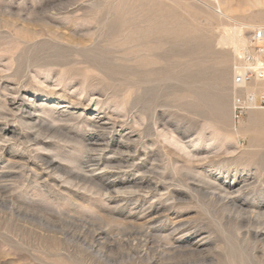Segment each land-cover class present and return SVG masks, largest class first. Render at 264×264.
<instances>
[{
  "label": "rangeland",
  "instance_id": "374dc122",
  "mask_svg": "<svg viewBox=\"0 0 264 264\" xmlns=\"http://www.w3.org/2000/svg\"><path fill=\"white\" fill-rule=\"evenodd\" d=\"M260 26L264 0H0V264H264V110L232 109L264 82L218 43Z\"/></svg>",
  "mask_w": 264,
  "mask_h": 264
},
{
  "label": "bare ground",
  "instance_id": "6f19581e",
  "mask_svg": "<svg viewBox=\"0 0 264 264\" xmlns=\"http://www.w3.org/2000/svg\"><path fill=\"white\" fill-rule=\"evenodd\" d=\"M218 43L220 45H230L234 51L239 52V56H241V54L243 53V49L242 51L241 48L242 46L245 44V39L242 35V29L241 28H236L234 30H231L230 32L225 33L224 36H222L219 40ZM243 65L240 64V68L238 69V73L243 71ZM250 85V84H249ZM245 88L247 87V85L242 86L241 88ZM247 96H251L252 97V103L250 105V109L255 107V94L253 93H248L246 94ZM11 105L14 106L16 109V112L13 114L14 115H18L20 121L22 122V124L25 125H29V124H43V122L39 121L40 119L37 117H35V112L36 110L31 109V106H24V104L22 103H18L15 102V100L10 101ZM11 111V110H10ZM256 111V109H255ZM41 113V112H40ZM257 112L252 111L251 115L252 117L257 116L256 114ZM103 125V123H101ZM99 121H93L91 122L88 126L91 128L92 133L89 134L88 138H87V145L91 146V148L89 149L88 153H87V159L85 160V162L83 163V166L80 165L79 167V172L75 173L73 175L76 179H79L82 177V180L84 182H88V183H94V180L89 179L88 177V173L90 172V168H96L99 166L100 162H101V157L100 156H96V154L94 153L95 151H104L106 150L109 146L107 143H104L103 140L100 139L99 135H97V130L99 129H104V126H100L101 125ZM17 137H19V135H16ZM16 139V138H15ZM18 139V138H17ZM34 144H37V140H35ZM95 147V148H92ZM100 148V149H98ZM88 149V148H87ZM90 153V154H89ZM93 153V154H91ZM80 164V163H79ZM47 167V169H50L52 167H60V165L58 163H56L55 161L49 160L47 161V164H45ZM108 168V166L103 167V169ZM4 169V168H2ZM0 171V181H4L8 178L12 177V172L11 171H6V170H2ZM51 170V169H50ZM53 171V170H52ZM58 180L55 179L54 184L55 186L59 187L57 184ZM101 186L103 189H111L112 188V181H107V182H103V184L101 183ZM12 185L10 184H3L0 186V190L1 189H9L11 188ZM241 190H243V187L238 189V192H240ZM226 194V193H225ZM156 229V228H155ZM186 235H188V237H191L192 235L190 234V231L188 229L183 228L182 225L177 224L174 225L171 229V231L168 233V235L165 237L164 241L166 243V245L169 248L172 249H180L184 244L185 245H189V246H194L195 248H199L202 246L203 241L202 239H198L196 241H193L190 238H186ZM188 248V247H187ZM196 250V249H195Z\"/></svg>",
  "mask_w": 264,
  "mask_h": 264
},
{
  "label": "built area",
  "instance_id": "2783aa9c",
  "mask_svg": "<svg viewBox=\"0 0 264 264\" xmlns=\"http://www.w3.org/2000/svg\"><path fill=\"white\" fill-rule=\"evenodd\" d=\"M243 71L233 76V85L242 87L252 82H264V26L256 27L248 37L246 49L241 54ZM252 97L236 95L233 98V118L240 120L244 113L249 110ZM256 104V99H255ZM260 108L264 110V99L259 102Z\"/></svg>",
  "mask_w": 264,
  "mask_h": 264
}]
</instances>
